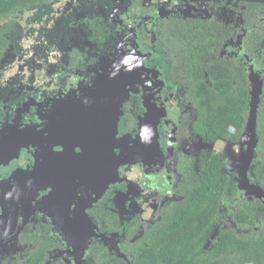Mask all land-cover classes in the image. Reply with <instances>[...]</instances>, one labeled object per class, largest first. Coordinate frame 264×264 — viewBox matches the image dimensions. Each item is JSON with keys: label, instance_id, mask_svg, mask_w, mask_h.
<instances>
[{"label": "flooded vegetation", "instance_id": "flooded-vegetation-1", "mask_svg": "<svg viewBox=\"0 0 264 264\" xmlns=\"http://www.w3.org/2000/svg\"><path fill=\"white\" fill-rule=\"evenodd\" d=\"M36 21H42L44 30L28 34L27 27ZM23 39L29 46L20 43ZM0 44V138L16 127L43 128V116L50 110L73 106L70 92L78 84L83 87L75 89L81 99L83 90L92 89L86 85L94 86L96 94L81 102V109L63 113L55 121L48 115L46 119L54 127L63 125V133L76 128L97 135L108 132L111 125L106 110H116V98L112 99L105 83L93 73L101 65L115 64L120 56L128 65L143 58L150 67L148 73L130 80L128 99L121 102L118 98L119 145L124 148L122 140L144 134L141 164L126 167L96 202L88 187L81 199L82 204L92 203L86 213L99 232L118 241L119 237L105 231L113 225L122 228L123 235L134 232L132 241H136L161 219L165 208L184 203L190 191L197 190L211 156L238 158L242 141L238 145L220 138L211 142L206 129L196 127L202 120L192 103L193 84L212 87L206 71L211 53H215L214 59L217 55L240 70L244 67L249 81L251 68L264 71V0H44L35 9L1 20ZM167 65H201L204 72L200 75L192 70L193 75L186 79L175 78ZM249 86L251 93V81ZM89 109L98 112L92 120ZM77 115L79 120L73 122ZM25 135L24 140H32L36 146H51L56 141L55 136L42 137L37 131L19 136ZM19 136L1 146L6 150L17 146ZM96 139L90 136L84 142L92 144ZM107 152L105 146L98 153L106 164L112 162ZM23 166H35L25 151L19 161L0 168V175ZM230 175L234 180L235 175ZM236 193L230 203L223 200L220 204L219 213L228 226L239 202L255 198L238 189ZM43 195L45 192L37 194L38 199ZM36 209L41 212V208H33L28 219L32 229L48 227L63 244L52 234L48 217Z\"/></svg>", "mask_w": 264, "mask_h": 264}, {"label": "trees", "instance_id": "trees-1", "mask_svg": "<svg viewBox=\"0 0 264 264\" xmlns=\"http://www.w3.org/2000/svg\"><path fill=\"white\" fill-rule=\"evenodd\" d=\"M43 1L0 0V21L35 9ZM1 49L0 44V54ZM211 54L206 71L212 87L193 84L191 99L198 120H202L196 127L205 128L211 142L220 138L238 145L250 115V81L244 67L240 70L235 63L225 62L217 55L214 59L215 53ZM200 67L167 65L173 77L184 79L193 75L192 70L203 75ZM255 134L257 142L249 175L264 190V94L256 107ZM227 160L211 156L206 172L200 174L198 192L190 191L184 203L165 208L161 219L136 241H132L134 232L123 235L122 228L105 227L108 234L119 237L121 256L98 239L91 241L84 264H264V203L255 196L251 201L239 202L230 226L219 213L222 201L230 203L238 189L235 179L224 174L232 159ZM28 222L14 250L6 252L0 264H66L61 258H52L63 245L48 227L32 229Z\"/></svg>", "mask_w": 264, "mask_h": 264}, {"label": "rangeland", "instance_id": "rangeland-1", "mask_svg": "<svg viewBox=\"0 0 264 264\" xmlns=\"http://www.w3.org/2000/svg\"><path fill=\"white\" fill-rule=\"evenodd\" d=\"M40 9L42 10V6ZM23 24L25 25V23ZM40 24H43L42 21H36L34 25H29L27 27L26 32L28 34L31 33V30H34L35 33L38 31L42 32L44 26ZM15 39H17V36ZM20 43L29 46L25 39L20 40ZM149 70L150 67L145 65L143 58H140L136 64L128 65L124 57L120 56L115 64L101 65L97 71L93 73V77L99 78L101 82L105 83L108 94L113 96L112 99L116 98V110L113 108H108L106 110L110 121L109 125H111V129L108 132L100 131L97 135L96 132L87 133L83 132L81 128H76L63 133V125L54 127L51 125L50 120L46 119L47 115L52 121L59 119V117H63V113L69 115L76 111L78 107L81 109V102L84 103L89 101L92 98L91 96L96 94L94 86L86 85L92 89L83 90L84 98L81 99L77 96L76 90L83 87L81 84H78V86L73 88L70 92L72 99L69 101L73 103V106H67V109L65 106H62L60 110H50L47 115L43 116V128L39 126L16 127L8 131L9 134L7 136L0 138L1 146L12 138L27 134V132L34 133L37 131L39 134H42V137L47 136L48 138L55 136L54 139L56 141L54 145L51 146L44 144L36 146L32 140H24L17 146L0 152V168L9 167L12 163L19 161L23 151L26 152V157L29 160L35 161V166L32 169H27L28 167L24 168L25 166H23L22 168H17L16 171L12 173L2 172L0 178L3 180L5 191L3 195H19L21 193V203L24 208L27 207L31 209L30 215L33 208H41V212L36 210L40 212L41 215L44 214L46 217L48 216V221L53 224V229L62 226L66 228L70 237H66L65 231L61 233L63 237L62 242L66 246V242H69L70 245H76L80 248L79 244L86 241L88 236L91 235H98L97 238L100 240H110V236L107 235V237L104 233L99 231L95 232L89 224V221L84 220V209L86 211L89 206L87 204H82V201L77 198L76 195L80 194V190L84 186L88 187L91 193L96 197H101L110 184L116 183L121 172L124 171L126 167H129V165L141 164L143 159L141 144L144 134L136 139H129L127 137L122 140L121 142H126L124 148H121L119 145L117 125L120 115H117V113L121 110L119 109L121 104H119L118 98L121 99V102L128 99L131 95V90L127 88L130 80L134 77L136 78L137 75H142L145 71L148 73ZM250 75L254 81L252 82L253 88H256V90L260 91V94H262L264 91V71L251 68ZM87 78L92 77L88 75ZM93 83L97 84L95 82ZM99 104L101 108L106 107L105 105H101V103ZM97 114L98 112H96L95 109H89L87 111L90 120ZM78 115L73 122L79 120V118H77ZM151 118L155 120L156 116L153 115ZM145 135L147 136V134ZM90 136H94V139L97 138L92 144L90 143L91 145L84 142V138ZM243 141L244 143L247 142V140ZM127 145L132 146V148L126 149L125 147ZM105 146L108 147L107 157L112 161L108 164L102 162L103 156L99 155L101 152H104ZM54 148H60L61 150L56 151ZM116 149L117 153L115 151ZM246 150L247 146L242 151H239V154H237L238 158L235 160L236 164L231 168L233 172L226 170V174H234L235 179L238 178L236 170L239 172V165L237 167V164L244 158L243 154ZM17 165L20 164L17 163ZM109 168L110 170L108 172ZM17 172L18 175L16 176L15 173ZM249 172L250 170L247 173V179L250 184H255ZM34 175L38 176L32 178ZM41 192H45V195L38 199L37 194L39 195ZM87 193L88 192H83V195ZM244 193L246 196V191H244ZM1 198H3V196ZM94 198L95 197H92V200ZM11 205V209L14 208L15 202L12 201ZM6 235L7 233L3 236L4 241L8 243L11 242V234L9 236ZM92 240L93 238L90 241ZM83 261H85V259Z\"/></svg>", "mask_w": 264, "mask_h": 264}, {"label": "water", "instance_id": "water-1", "mask_svg": "<svg viewBox=\"0 0 264 264\" xmlns=\"http://www.w3.org/2000/svg\"><path fill=\"white\" fill-rule=\"evenodd\" d=\"M250 81L251 84L253 81L251 75H250ZM251 98H250V115L248 118V122H247V126L244 132V135L242 137V145H241V151L244 149V146H247V150L244 152V158L237 164V167L239 165V172L236 170L238 178L235 179V182L238 183V190L241 192L246 191L247 196H256L258 199H260L263 203H264V190L261 189V187L257 184H250V182L247 179V173L250 170V165L251 162L253 161L254 158V151H255V147H256V142H257V138H256V134H255V128H256V107L259 103V97H260V91H257L256 88H253L252 86V91H251ZM121 104V103H120ZM121 106V105H120ZM120 109V107H119ZM121 112V110H119V113ZM116 132V131H115ZM27 137V135L25 136H19L17 139V143H21L22 141H24V139ZM243 140H247L246 143H244ZM6 148H4L3 146H0V152L5 151ZM236 164V161L234 159L230 160V165L229 168L227 170L231 171V168ZM39 172V171H38ZM233 172V171H231ZM38 174V173H37ZM36 176L38 175H34V177L32 178H36ZM32 180V179H29ZM4 186H3V182L0 183V260L3 258V255L6 252L9 251H13L15 248V245L19 239V235L21 233V231L23 230L24 226L27 224L28 219L30 217V212L31 209L29 208H24L23 204L21 203L22 197H21V193L19 195H3L4 194ZM86 193L88 192L86 187H82L80 190V193ZM3 196V198H1ZM85 195H76L77 198H79L80 200L84 198ZM100 197H96L92 200L96 201L97 199H99ZM5 199V200H4ZM12 201L15 202V207L11 209V203ZM91 205V203H89V206ZM9 207V208H8ZM84 220L85 221H89V224L91 225L92 229L95 232H98V229L96 228L95 225H93V223L91 222V220L89 219V217L86 214V211L84 209ZM48 217V216H47ZM61 230V231H60ZM65 231L66 232V237H70L66 228L65 227H58V228H54L52 229V234L57 236L58 238H60L62 240V235L61 233ZM7 233L6 236H9L11 234V242H7L4 241L3 236ZM64 233V232H63ZM90 235V234H88ZM5 236V237H6ZM96 236V237H95ZM107 236V235H106ZM98 235H91L88 236V239L84 242H81V244H79L80 248L76 245H70L69 242H66L67 246L65 244L63 245V249L56 251L54 253V257L52 258H61L63 261L65 262H69V264H77L82 262L87 255L88 252V248L90 246L91 243V239L92 238H97ZM108 237V236H107ZM110 240H106V239H101V241L105 244V245H109L110 248L112 250H115L116 253L120 255L119 252V247H118V243L117 241L113 238V237H109ZM74 250V251H73ZM84 263V261L82 262ZM80 263V264H82Z\"/></svg>", "mask_w": 264, "mask_h": 264}]
</instances>
